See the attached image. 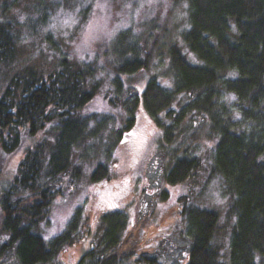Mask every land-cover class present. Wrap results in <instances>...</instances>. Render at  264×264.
<instances>
[{"label": "trees", "instance_id": "1", "mask_svg": "<svg viewBox=\"0 0 264 264\" xmlns=\"http://www.w3.org/2000/svg\"><path fill=\"white\" fill-rule=\"evenodd\" d=\"M188 1L190 27L183 35L186 49L174 46L169 51L174 91L152 79L133 104L142 103L164 129L167 143H174L176 127L188 114L192 120L198 115L200 124H208L214 136H219L213 171L224 178L234 198L229 213L235 217L232 236L225 253L224 244L217 241L220 214L184 205L180 215L187 218L191 237L186 264H264V0ZM17 43L14 25L0 22V69L16 59ZM190 53L203 65L191 63ZM144 57L129 60L118 69L132 74L148 68L152 56L146 52ZM101 85L93 67L62 58L59 69L47 77L29 69L14 76L0 93L1 151L13 152L23 136L34 137L48 125L55 130L52 140L28 148L2 194L1 232L7 237L0 246V258L14 250L18 264H50L67 246L86 239L90 249L77 264H162L158 256L137 257L134 249L121 252L127 220L119 211L101 216L94 231L89 227L81 231L83 223L76 214L67 232L50 243L37 232L47 220L53 200L65 194L62 179H69L70 188L85 174L76 155L90 135L88 119L80 110ZM219 87L237 96L244 126L220 103ZM179 93L191 100L178 111L173 104ZM134 119L133 114L126 128ZM202 165L200 158L179 157L166 172L165 181L169 185L184 183ZM110 177L109 167L99 164L91 180ZM168 195L163 192L161 199Z\"/></svg>", "mask_w": 264, "mask_h": 264}, {"label": "rangeland", "instance_id": "2", "mask_svg": "<svg viewBox=\"0 0 264 264\" xmlns=\"http://www.w3.org/2000/svg\"><path fill=\"white\" fill-rule=\"evenodd\" d=\"M190 11L188 0H0V22L13 24L18 37L16 59L0 69V93L14 76L29 69L47 77L59 69L62 58L93 67L102 82L80 110L88 119L90 135L76 155L85 174L70 188L69 179H62L65 194L53 200L47 220L38 227L48 243L67 232L76 214L83 223L81 231L88 227L94 231L101 216L119 211L127 220L121 252L134 249L137 257L158 256L162 264H186L190 225L180 210L194 205L220 214L217 241L226 253L235 224V217H229L234 198L224 178L213 171L219 136L208 124H200L198 115L192 120L188 114L176 127L174 143H167L164 129L142 103L133 104L152 79L174 91L169 51L174 46L185 51L183 35L190 27ZM146 52L152 56L148 68L132 74L118 69L129 60L144 59ZM188 59L203 65L194 54ZM218 89L220 103L241 126L237 96ZM190 97L176 94L173 107L179 111ZM133 114L134 122L126 128ZM54 133L48 125L34 137L23 136L13 152L0 150V246L7 237L1 232L2 194L28 148L52 140ZM179 157H197L203 165L184 183L169 185L164 176ZM99 164L109 167L111 177L93 182L91 175ZM165 191L168 198L161 199ZM89 249L90 241L80 240L50 264H77ZM0 264H18L14 250L0 258Z\"/></svg>", "mask_w": 264, "mask_h": 264}]
</instances>
